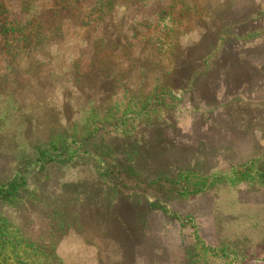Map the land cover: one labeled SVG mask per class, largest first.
<instances>
[{"label":"rangeland","instance_id":"obj_1","mask_svg":"<svg viewBox=\"0 0 264 264\" xmlns=\"http://www.w3.org/2000/svg\"><path fill=\"white\" fill-rule=\"evenodd\" d=\"M156 1L92 62L83 30L55 56L58 0H4L49 34L0 58V264H264V0Z\"/></svg>","mask_w":264,"mask_h":264},{"label":"trees","instance_id":"obj_2","mask_svg":"<svg viewBox=\"0 0 264 264\" xmlns=\"http://www.w3.org/2000/svg\"><path fill=\"white\" fill-rule=\"evenodd\" d=\"M72 0H58V2L61 4L60 5V9H61V13L59 15L60 21L58 22L59 25V30L53 31L51 34L52 39L48 40V43L50 46L51 43L54 45V49H55V56H61L60 54V49L62 46H66L68 44V42H65L66 39H69L68 37H71L70 35V31L73 29L72 34L75 31H82L83 30V34H81V36L78 34L77 32H75V36L77 37H81V45L79 46L77 44V48H81L83 45L87 47L89 53H90V60H92V62H94V58H98V59H105L106 60V55L108 54L106 52V49L104 47L103 44H101V33L103 34L105 31H108V28L113 31V28H111L110 26V21L113 20V10H115V8H117L119 6V4H121L122 6H124L125 9H129L132 10V12H130L129 15H127V18L131 17L129 20L127 19L126 22L127 23H131L133 25H135V28L137 29L136 31L139 33H142V31L144 30H149L152 24H148L147 25V20L150 18L156 19L158 18V15L156 14L157 11L156 9H154V7H150L153 0H149L150 6L145 8V10H142L140 13H136L137 9L139 6L135 4V2H137V0H90V1H84L82 0V3L79 2L80 4V9H76L77 11H73L72 9L68 8V7H73L70 6L69 4H71ZM183 0H158L156 1L157 4L160 5V7L162 8V12L165 15H168V12L165 11V9H167L168 7L171 9H176L177 6L181 5V7H188L190 5H182L183 2H181ZM92 2V3H91ZM169 4V5H168ZM63 5V6H62ZM66 5H69L67 7H65ZM143 7V6H142ZM1 9H3V12L1 11ZM20 9H22V7H20ZM67 9V12H64V10ZM63 12V13H62ZM25 12L24 14H21L22 17H25V15H28V13ZM4 15V18L3 16ZM137 15H140V21L137 22L135 21ZM0 19L4 20L7 18V16H9L10 20L9 22H4L5 25L10 26L8 29L6 28H2L0 29V58L2 59V63H4L5 65V69H9V72L11 75H14L15 73H18L19 75L22 74V69L19 68H15V64H13L12 59L14 57H17V64H19L21 61V63L23 64V62L25 60H27V56L28 54V50L29 49H43V46H48L47 43L43 44L42 42H39L38 44H35V40L39 39L42 36H46L48 35V30L49 28L46 27V29L44 27H41V23H40V19H42L43 15H39L36 18L39 19L37 21L36 18L34 19V17H31L30 19L27 18L25 20V22L23 24H20L21 20H17L16 16L10 12L7 11V8L5 7V3L4 0H0ZM6 17V18H5ZM25 19V18H24ZM35 21V22H34ZM134 22V23H133ZM142 22H145V25L142 27L144 29L141 28V30H138V26L142 24ZM34 23V28H29L28 26H30V24ZM157 26H153V29H156ZM61 29V30H60ZM136 31L134 32V34L136 33ZM155 31V30H154ZM117 32H119L121 34V30H118ZM156 32L158 33L157 36H159L160 34L164 33L165 36L168 35V29H161L158 30L156 29ZM95 33H97L95 35ZM148 34V33H146ZM123 35V34H122ZM92 36H96L98 39L97 43L98 46L92 47L93 44H91V38ZM140 38H143L146 40V43L149 45V40H151L148 36L144 38L143 35L140 36ZM212 39L218 38L217 37V33L213 34V36H211ZM155 42L156 40H158V37L154 38ZM75 41V39L73 40ZM158 43V42H156ZM147 45V46H148ZM153 45V44H150ZM129 46V45H127ZM168 46V45H167ZM96 49V51H95ZM149 50V48H147V51ZM205 50L208 52L209 49L205 48ZM30 51V50H29ZM71 51V48H68L67 52ZM63 53V52H62ZM95 53V55H94ZM143 53V52H142ZM69 54V53H67ZM166 73V72H165ZM163 80V78H162ZM16 82V80H14V82H11V86L14 85V83ZM157 86L159 87V89L163 88V83L162 84H157ZM29 90V88L25 85L22 88L19 89V92H21L22 90ZM19 95V93L17 94ZM2 235L5 236V229L2 228ZM8 237V236H7ZM12 243L6 238L3 242H1V249L2 252H4L6 245H11Z\"/></svg>","mask_w":264,"mask_h":264}]
</instances>
